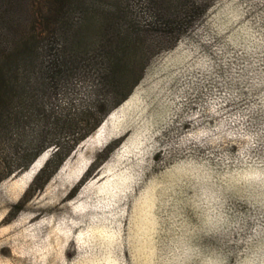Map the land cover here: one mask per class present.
<instances>
[{
  "label": "rangeland",
  "instance_id": "1",
  "mask_svg": "<svg viewBox=\"0 0 264 264\" xmlns=\"http://www.w3.org/2000/svg\"><path fill=\"white\" fill-rule=\"evenodd\" d=\"M87 1L43 42L88 53L77 74L43 85L62 131L18 160L7 145L3 160L18 169L48 140L89 134L20 209L33 176L22 174L51 148L0 182V264H264V0H198L194 12L192 0ZM16 11L12 33L42 32ZM103 17L148 24L145 44L159 50L144 63L135 47L100 70ZM98 126L115 137L89 157L80 145Z\"/></svg>",
  "mask_w": 264,
  "mask_h": 264
},
{
  "label": "trees",
  "instance_id": "2",
  "mask_svg": "<svg viewBox=\"0 0 264 264\" xmlns=\"http://www.w3.org/2000/svg\"><path fill=\"white\" fill-rule=\"evenodd\" d=\"M175 1L178 3L181 0ZM41 2L42 4L36 0L24 2L23 0H0V182L17 170H25L41 151L51 148V154L33 176L23 196L13 206L16 210L23 206L33 192L43 189L73 148L89 134L84 133L70 146L62 144L56 138L48 140L39 150H36L34 157L26 165L18 169L6 165L4 161L6 158L2 156V148L11 144L8 150L18 160L19 155H23L32 148L30 145L32 142L38 143L45 136L62 131L56 119L57 114L52 107L56 94L43 85L50 82L56 83L77 74L81 67L80 61L84 59L85 54H88L83 50L81 60L80 55L77 56L78 52L72 53L76 50L64 51L61 45L51 47L43 42L45 38L49 40L52 36H60L68 31L67 20L71 14L88 12L87 9H92L94 3L87 0H42ZM19 7L27 12L36 27L40 26L43 20L42 32L36 33V29L32 28L25 36L18 37L12 33L18 14L16 8ZM187 8L190 12L204 10V6L198 0H192ZM103 19L105 23L99 25L104 28L101 31L102 40L100 41L103 43L100 44L101 52L98 56L100 70L108 72L111 65L114 67L115 56L124 51L134 50L135 47L142 53L144 63L159 50L155 45L145 44L147 38L152 35L148 24H145L142 29H135L129 22L128 25L119 24L117 22L119 18L115 21L104 17ZM164 22L172 23L171 17ZM87 26L93 27L95 24L92 22L84 27ZM137 40L141 43L135 46ZM132 59H135V50L132 53ZM90 61L92 62V59ZM115 67H118V64ZM35 85L40 87L36 88ZM102 102L103 100L99 98L93 100L90 112H97ZM117 143L114 141L107 145L101 151L103 156H107ZM98 163L94 167H97ZM88 171L89 169L72 187L69 195L72 196L77 192Z\"/></svg>",
  "mask_w": 264,
  "mask_h": 264
},
{
  "label": "bare ground",
  "instance_id": "3",
  "mask_svg": "<svg viewBox=\"0 0 264 264\" xmlns=\"http://www.w3.org/2000/svg\"><path fill=\"white\" fill-rule=\"evenodd\" d=\"M102 124V123H101ZM100 127V126H99ZM98 127V128H99ZM101 128V127H100ZM115 137V133L113 132H107L106 130H98L97 132L87 138L81 145L80 148L85 152L89 157H91L95 151L109 143L110 140H112ZM40 159H36L28 168L27 171H25L22 176L20 181L26 182V179L31 177L32 175L34 176L36 172L39 170V164H40ZM41 167V166H40ZM32 176V178H33Z\"/></svg>",
  "mask_w": 264,
  "mask_h": 264
}]
</instances>
